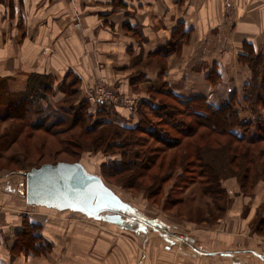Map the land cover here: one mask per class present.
Here are the masks:
<instances>
[{
  "label": "crops",
  "instance_id": "obj_1",
  "mask_svg": "<svg viewBox=\"0 0 264 264\" xmlns=\"http://www.w3.org/2000/svg\"><path fill=\"white\" fill-rule=\"evenodd\" d=\"M176 31L189 41L180 54L164 56L167 70L138 74L148 79L162 73L183 88L173 86L177 92L218 105L233 93L241 95L249 76L239 64L244 45L264 50V0H0V78L23 77L27 88L31 77L58 84L71 74L81 87L93 86L100 67L101 77H108L116 62L127 68L135 57H158L157 48L170 44ZM213 66L222 77L216 87L207 80ZM3 172L0 264H264V217L256 221L261 203L256 189L250 204L252 195L247 202L239 199L218 220L221 230L190 234L141 218H135L141 227L129 230L77 212L25 205V177ZM23 218L41 226L50 251L33 255L17 245ZM125 230L136 234L135 242Z\"/></svg>",
  "mask_w": 264,
  "mask_h": 264
},
{
  "label": "trees",
  "instance_id": "obj_2",
  "mask_svg": "<svg viewBox=\"0 0 264 264\" xmlns=\"http://www.w3.org/2000/svg\"><path fill=\"white\" fill-rule=\"evenodd\" d=\"M244 51L239 55V64L248 68L249 76L241 95L233 93L214 105L206 96L193 95L185 98L170 91L168 97L172 103L161 100L155 105L143 102L140 104L137 125H116L103 121L99 118H106L109 114L105 112V105L97 104L96 113H92V103L82 100L78 108H73L78 117L70 128L76 131L70 135V144L67 145L71 146L69 148L76 155L84 151H103L106 159L109 158L102 165L105 174L120 176L122 181L129 179L133 184L141 186L145 184L147 177L154 188L165 185L172 177V167L177 164L195 166L202 179V192L213 196L214 205L222 214L224 209H221L219 201L226 191L220 174L212 166L214 160L207 161L212 153L210 149L221 148L223 154L216 155L215 161L221 159V163H225L224 167L229 169L228 173L241 174L240 185L244 195H252L257 181L264 180V51H255L249 44L244 45ZM46 80L48 77H31L25 93L14 97L13 102L8 101L1 106H5V114L8 116L3 121L13 123L6 128V134L4 131L0 136V161L12 160L7 156V151L14 142V137L19 138L25 128L31 133L42 131L54 136L62 134L52 132L56 126L63 127L67 124L58 119L61 113H49L46 107L36 104L39 94L52 93V88L46 87ZM207 80L213 87L222 83L216 66H213ZM64 93L66 97L59 112L76 103V91ZM69 112L73 113V110ZM247 112L248 118H243V114ZM141 134H144L143 137ZM185 143L187 145L181 151V157L173 152L169 157V151L182 149V144ZM64 149L70 151L66 145ZM30 166L34 167L32 164ZM165 167L171 169L167 175L161 172ZM17 245L33 255H42L48 250L41 226L31 223L27 218Z\"/></svg>",
  "mask_w": 264,
  "mask_h": 264
},
{
  "label": "rangeland",
  "instance_id": "obj_3",
  "mask_svg": "<svg viewBox=\"0 0 264 264\" xmlns=\"http://www.w3.org/2000/svg\"><path fill=\"white\" fill-rule=\"evenodd\" d=\"M182 38H184V40ZM186 40L189 41L188 36L184 37L183 33L176 31L169 42L170 44H162L160 45L161 47L159 46L160 48H157L158 50L155 52L158 57L152 56L146 60H142L140 56L135 57L133 60L126 62L127 65L129 64L127 68L120 66L126 65L125 62L121 64L116 62L114 63L115 67L108 70V77H101L103 72L100 67L98 69L100 74H96L98 77L96 82L93 84V86L87 85V88H83V86L81 87L80 84H76V81L71 74H68L64 81L58 84H55L53 78L46 80L48 85L46 87H51L52 93L47 92L48 94L45 95L43 92V94H39L40 97L38 100H36V104L38 106L40 105V107H46V109H48L46 111H49V113H61V116L58 115V117H60L58 119L67 124L63 127L56 126L52 132H55V134L57 132H61L62 134L54 136L42 131L31 133L30 130L25 128L23 131H21L19 138L13 136L14 142L12 141L13 143L11 144L10 149L7 151V156L12 160H1L0 171H4L3 173L9 172L8 175L10 174L19 177L21 176V173H26L32 168H38L46 163H81L90 173L101 176L105 180L104 182L107 184V186L110 187L119 197L132 204L138 210L141 220L143 219L146 222L151 220L154 221V223L158 222L165 226L171 225V227H175L180 231L192 230L190 234H196L199 229L205 231H211L215 229L221 230V225L223 226L224 224L218 223V220H220L221 217L233 212V208L239 199L244 200V198H246L244 201H249V197L244 195L241 190V174L237 173L236 175L235 172L228 173L229 169L224 167L225 163H221V159H216L215 161L214 157L216 155L222 156L223 154L221 148L215 147L210 149L212 153L207 157V161L209 162L214 160L215 163L212 162V166H214L216 171L220 174L222 178L223 189L226 191L224 192V196H222V200L219 201L221 209H224L222 214L221 211L215 207L212 199L213 196L205 195L202 192L200 188L202 187V183L200 184L202 179L198 175V169L196 170L195 166L188 167L177 164L174 168L172 167V171L171 169L165 167L161 172L167 175V173L171 171L172 177L169 182H167L165 185H159L154 188V186H152L153 183L147 177L145 179V184L141 186L133 184V182L129 179L122 181L120 176L111 177L105 174L103 172L102 165L105 162H108L109 158L106 159L103 151H100L99 153L93 151H84V153L82 152L76 155L71 151V148H69L71 146H68L70 144V140H68L70 139V135L76 131V129L70 127H72L74 120L78 117L77 112H74L75 110L73 108H78L80 101H89V99H91L92 106L90 108V112L96 113L98 99L96 97L93 98L86 92V90L92 87H97L100 82H102L101 84L111 90L110 98L112 101L109 99L111 101L110 105L103 106L106 107L105 112L109 113V116L107 115L106 118H98L102 119L103 121L107 120L109 123L113 122L116 125L121 123V125H137L139 122L138 116L141 108L140 104L142 102L147 104L153 103L155 105L159 103V101L163 100L164 103H172V100L168 97L170 91H173L177 95L185 98L195 95L192 92H177L172 88L173 86L176 87V84L169 82L166 77L164 78V76H162V73L157 77L154 76V78L148 79L138 74L140 71L146 72L147 69H154V73H157L159 69L161 72L167 70L169 63L167 62V59L164 58V56H168L174 50H177L178 54H180V47L184 42H186ZM258 51L260 52V49ZM176 60H178V58H176ZM109 74L112 75L109 76ZM105 78L107 79L105 80ZM10 80L11 81H7V79L0 78V107L5 105L8 101L13 102L14 97L19 96L22 91L27 89L25 85L26 83L23 82V77L13 78ZM32 81L34 80L32 79ZM241 81L242 80L240 79V83ZM17 86H20L22 91L18 90ZM241 86L239 89L242 88ZM176 88H181L183 90L182 87ZM64 91H67V93L69 91H76L77 94L74 98V102L76 103L73 102V106L70 105L65 107L63 108L64 110L61 109L59 112L58 109H60L59 107H62L63 99L66 97ZM241 91L242 89L240 92ZM100 105L102 106V104L99 103V106ZM101 108L102 107H99V109ZM72 110L73 113H70L69 111ZM5 113L6 112L0 108V119L2 120V122H0V136L4 131V134H6V131L8 130L6 128L11 127V124L13 123V121H3V119L8 117ZM248 116L249 114L247 112L244 113L242 117L248 118ZM143 135L141 134V137H143ZM64 141H66L65 145L70 151H65ZM10 143L11 142H9V144ZM186 145L187 143L182 144V149H174L169 151V157L172 152L180 156L181 151L186 148ZM13 160L15 162H12ZM31 164L34 165V167L30 166ZM225 171L226 173H224ZM156 189L160 192L157 193ZM255 189L257 198H259L261 202L256 216V221H259L264 217V180L259 179L255 185L254 191ZM253 195L251 196L249 204L254 198ZM17 202L19 203V200ZM24 202L26 205L25 196ZM243 207H245L246 210L249 206L248 204H244ZM33 209L35 211L39 210L40 208ZM66 215L68 216L65 217H70L69 214ZM25 219L26 218H23V224L25 223ZM116 232L119 234L121 233V230H116ZM123 235L129 238L132 242H135L136 240V234L133 232L131 233L125 230ZM131 235H134V237ZM46 244L48 248L47 251H50L51 243L46 242Z\"/></svg>",
  "mask_w": 264,
  "mask_h": 264
},
{
  "label": "water",
  "instance_id": "obj_4",
  "mask_svg": "<svg viewBox=\"0 0 264 264\" xmlns=\"http://www.w3.org/2000/svg\"><path fill=\"white\" fill-rule=\"evenodd\" d=\"M21 175L27 205L77 212L129 230L141 227L135 220L141 218L138 210L81 163H46Z\"/></svg>",
  "mask_w": 264,
  "mask_h": 264
},
{
  "label": "built area",
  "instance_id": "obj_5",
  "mask_svg": "<svg viewBox=\"0 0 264 264\" xmlns=\"http://www.w3.org/2000/svg\"><path fill=\"white\" fill-rule=\"evenodd\" d=\"M102 82H100L97 87H92L86 90V92L88 94H90L93 98L96 97L98 99V103L97 104H104V105H110V102L112 101V99L110 98L111 96V90H109L107 87H105L103 84H101ZM103 95V96H102ZM108 97V98H106ZM111 99V101L109 100ZM89 101H91V99H89ZM92 103V101H91ZM116 103V101H115Z\"/></svg>",
  "mask_w": 264,
  "mask_h": 264
}]
</instances>
